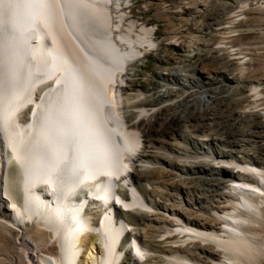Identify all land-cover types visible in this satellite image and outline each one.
Returning <instances> with one entry per match:
<instances>
[{"label": "bare ground", "instance_id": "bare-ground-1", "mask_svg": "<svg viewBox=\"0 0 264 264\" xmlns=\"http://www.w3.org/2000/svg\"><path fill=\"white\" fill-rule=\"evenodd\" d=\"M139 1L0 0V264H264V0Z\"/></svg>", "mask_w": 264, "mask_h": 264}, {"label": "rangeland", "instance_id": "rangeland-1", "mask_svg": "<svg viewBox=\"0 0 264 264\" xmlns=\"http://www.w3.org/2000/svg\"><path fill=\"white\" fill-rule=\"evenodd\" d=\"M176 2H178L179 0H173ZM260 1V0H259ZM137 5H142V1L140 0ZM172 9H174V5L172 6ZM185 14H179V13H176V14H169V20L167 22V26L169 25V22L172 21V23L174 24H179V26H183L182 24V19L186 16H189L190 14H195V11L192 7L190 8H186L184 10ZM147 14L149 15V17H151L152 15V12L149 11L147 12ZM250 19L248 20V24H244L243 26L246 25V27L248 26H251V27H254L255 29H253V31L255 32H251V33H246V34H241L240 36H238V38L242 39L243 41H248L249 39H257V38H260L261 36V31L263 32L264 30V18L262 20V17H264V12L261 13V12H258L257 10H255V12H250V11H247V14H246ZM258 16V18H256ZM181 19V20H180ZM262 20V21H261ZM150 23L152 24H158L157 27V32H156V37L159 39L161 37V32L163 31V29L166 27V22H157V21H154V20H150L149 21ZM169 27V26H168ZM237 43H239V41H237ZM182 46V44H180ZM168 49V48H167ZM153 57H156L154 54H152ZM153 57H149L146 60L144 61H141L140 64H143L142 67H136V69H139L140 70V73H136V78H134V83H136L137 85H141L143 88H148L150 86V84H153L155 81L151 78V73L152 71H160L159 70V64H157L155 62V60L153 59ZM255 58V60L253 62H250L248 64L249 67H252L255 69L258 68L259 66H261V64L263 63V60H264V56L261 55V56H253ZM193 60L192 61H196V60H200L199 57L197 56H194L192 58ZM177 64V60H172V63H171V66L173 65H176ZM144 66H145V69H144ZM219 68V66L214 63V64H210L208 66H206V69H209V70H213V71H217ZM151 72V73H150ZM262 73H255L254 76H261ZM249 76V75H247ZM245 92H247L246 90H244ZM238 114H236L237 116ZM167 132H170L169 130L167 131V128L166 129H159L157 127H154L152 129V131L148 134V138L151 139V140H154V141H157L158 143L156 145H161V141L163 140L164 137H167ZM146 154L149 156L148 159H158V157L156 156L157 153L154 152V148H151L149 149ZM151 175H154V174H151ZM142 181H144L145 177L146 176H140V175H137ZM157 198L156 200L158 201H162L163 203H165V201H167V192H164L163 194H160V195H155ZM18 199H21L20 197H18ZM124 217H126L129 222H137V221H141V223H144L145 220H146V216L142 213H129L128 215L127 214H124L123 215ZM140 225V224H139ZM13 236H15V233L12 234ZM154 244V243H153ZM151 244L150 245V248L152 250H159V247L155 246ZM12 239H8L6 244H3L2 246H4L3 248L6 249V251L8 250H11V246H12ZM153 264V263H152Z\"/></svg>", "mask_w": 264, "mask_h": 264}]
</instances>
